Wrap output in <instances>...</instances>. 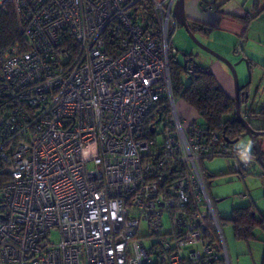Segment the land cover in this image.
<instances>
[{"label":"built area","instance_id":"2783aa9c","mask_svg":"<svg viewBox=\"0 0 264 264\" xmlns=\"http://www.w3.org/2000/svg\"><path fill=\"white\" fill-rule=\"evenodd\" d=\"M8 1L24 43L0 53V264H230L201 163L264 160L179 116L176 0H148L153 22L140 0ZM161 97L169 127L148 123Z\"/></svg>","mask_w":264,"mask_h":264},{"label":"rangeland","instance_id":"374dc122","mask_svg":"<svg viewBox=\"0 0 264 264\" xmlns=\"http://www.w3.org/2000/svg\"><path fill=\"white\" fill-rule=\"evenodd\" d=\"M234 1L235 0L229 3L230 6ZM240 1L242 2V0ZM262 16L264 15H261V17ZM256 23L257 27L261 22ZM258 29H261V27ZM193 33L202 44L220 54L217 50L220 38L222 39V33L219 31H210L207 34L201 33L200 31H193ZM224 40V45H228L230 39ZM172 41L174 46L178 49L176 58L179 62H184L183 53H191L190 58L192 61L210 70L225 93L235 99L236 89L229 63L233 64L237 74L238 84L243 88L242 92L244 96L245 93L248 95L246 102L241 104L242 109L251 107L256 110L264 106V69L259 65L251 67L247 65L245 61L239 62L240 59L238 58L240 57L236 59L237 56L232 52V48L228 51L229 48L224 47L223 50L226 55L220 54V56L225 60L208 53L200 46L194 44L184 28L177 23L173 28ZM248 50L249 49H244V52L248 54ZM184 81L187 80L184 79ZM175 99L177 112L186 127L194 122L198 124L203 123L202 118L192 106L186 103L181 97H176ZM245 104L247 105L246 108L244 107ZM249 120L252 123H257L259 121L257 118H249ZM162 128L163 124L160 123L159 130ZM258 138H264V135H259ZM250 142L251 138L249 136H242L236 141L234 146L247 153L251 151L252 146ZM238 154L246 156V154L243 153ZM233 159H235V157L231 158L218 155L203 161V166L209 172H214L216 174L209 182V194L214 200L215 211L221 217H228L233 207L251 205L257 214L256 216L259 218L264 214V176L259 173L258 166L254 171L242 175L233 169L234 167L231 165ZM162 221L164 227L167 228L170 226L171 221L168 213L163 214ZM148 231L149 229L146 221H142L139 228V236L141 239L144 238L143 240L146 244L154 241V237H144ZM222 232L230 264H237L239 256L243 264H253V258L256 259V255L260 258L257 264H261L262 259L260 256L262 254V249H264V242H262L264 240H248L247 242L237 240L233 235L232 226L228 222L222 224ZM50 237L52 240L56 241L59 238V233L54 232ZM252 246L254 247L253 249H251ZM246 255L248 256L247 259Z\"/></svg>","mask_w":264,"mask_h":264},{"label":"trees","instance_id":"16d2710c","mask_svg":"<svg viewBox=\"0 0 264 264\" xmlns=\"http://www.w3.org/2000/svg\"><path fill=\"white\" fill-rule=\"evenodd\" d=\"M260 0H253V14L245 13L243 16L227 13L232 18L240 20L245 29L249 23L255 18L264 8H259ZM140 14L145 19L153 22L154 16L151 11V6L148 0H140L138 3ZM187 22L193 31L210 32V27L202 26L193 21ZM153 26V23H151ZM108 39L109 43L115 38ZM172 36L170 38V46L172 44ZM115 42V41H114ZM17 43L23 44V35L19 32L18 23L14 8L10 1L0 3V53L12 49ZM72 43L70 42V45ZM73 45V44H72ZM191 53H186L185 59L187 64L179 62L177 58L170 60V78L174 97H181L186 103L192 106L202 118L203 123L199 124L202 132L209 138L213 133H219L223 140L235 149L237 153L249 154L257 160H264V150H262L261 142L258 136L251 137V151L244 152L234 146L243 133V126L236 121L235 100L224 92L217 83L213 74L207 68H203L195 64L190 58ZM188 64H192V71L188 70ZM251 65V63H250ZM186 79L187 81H184ZM246 101L244 93L240 91V111L242 116L257 130H264V126L259 124L264 123V106L259 109H242L241 103ZM157 118H151L148 123H155L159 119L163 121L165 127H169L170 113L165 97H161L156 104ZM249 118H257V123L250 122ZM254 124V125H253ZM204 161V160H203ZM264 167V165H262ZM202 175L209 193V182L216 174L209 172L201 163ZM254 170V169H253ZM253 170L248 171L249 173ZM247 172V173H248ZM242 174V173H241ZM245 174V173H244ZM2 177H0V182ZM210 195V194H209ZM211 197V196H210ZM214 207V200L211 197ZM215 209V208H214ZM217 220L222 230V224L228 222L232 226L233 235L237 240L248 241L257 237L255 231L259 229L264 232V216L257 218L251 205L233 207L228 217H221L217 213ZM204 233L211 232L215 234V228L209 217L205 219ZM205 236V235H204ZM198 264H214L209 260H201Z\"/></svg>","mask_w":264,"mask_h":264},{"label":"crops","instance_id":"0c3cea01","mask_svg":"<svg viewBox=\"0 0 264 264\" xmlns=\"http://www.w3.org/2000/svg\"><path fill=\"white\" fill-rule=\"evenodd\" d=\"M231 1L233 0H184L185 16L189 21H193L202 26L210 27V31H219L222 33V39L220 38V43L218 44L217 50L221 55H226L223 50L224 47L229 48L228 51H230V48H232V52L237 56H235L236 59L238 57H240L238 59L245 58L248 61L249 66L253 67L254 65H259L262 69H264V16L261 17V15H264V13H262L264 12V9H262V11L252 19L247 29H245L243 23L240 20L225 14L233 13L234 15L239 16H243L245 13L253 14V0H242V2L240 0H235L236 3L234 1L230 6L229 3ZM259 8H264V0H260ZM256 22L261 23H259L256 27ZM259 27H261V29H258ZM200 32L204 33L202 31ZM224 39H230L228 45H224ZM244 49H249L248 54L244 52ZM246 106L247 105L245 104L244 107L246 108ZM259 125L264 126V123ZM259 140L261 142L262 150H264V141H261L264 140V138H259ZM247 156L250 155L248 154ZM259 173L264 176V173ZM254 214L255 216L257 215L255 211ZM262 216H264V214H262ZM255 233L257 237L250 240H264V232L256 229ZM253 248L254 247L252 246L251 249ZM261 253V264H264V249H262ZM247 258L248 256L246 255V259ZM259 259V256L256 255V259L253 258V264H257ZM237 264H243L240 256L238 257Z\"/></svg>","mask_w":264,"mask_h":264},{"label":"water","instance_id":"95a60500","mask_svg":"<svg viewBox=\"0 0 264 264\" xmlns=\"http://www.w3.org/2000/svg\"><path fill=\"white\" fill-rule=\"evenodd\" d=\"M173 17L176 21V23L183 27L184 30L186 31V33L189 35L190 39L193 41L194 44L200 46L201 48H203L205 51H207L208 53L222 59L225 60L222 56H220V54H218L217 52L213 51L212 49H210L209 47L205 46L204 44H202L197 37L194 35L193 31L191 30L188 22H187V18L185 16V12H184V0H176V3L174 5L173 8ZM184 56V62L183 64L186 65L187 64V60L185 59L186 53H183ZM240 61H245V63L248 65V61L245 58H241L239 60ZM237 62V63H239ZM229 66L232 69V73H233V77H234V83H235V89H236V97H235V113H236V121L239 122L243 128H244V133L242 136H249L250 138L252 136H259V135H264V130H257L255 129L246 119L244 116H242L241 111H240V91L243 89L242 87L239 86L238 84V78H237V74L234 68V65L229 63ZM248 95H246L245 93V98H247ZM160 119L157 120V122H159Z\"/></svg>","mask_w":264,"mask_h":264}]
</instances>
